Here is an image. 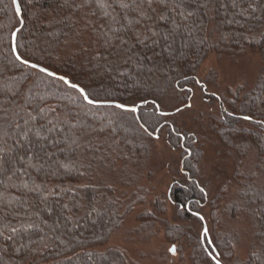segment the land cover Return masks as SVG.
<instances>
[{
    "label": "trees",
    "instance_id": "16d2710c",
    "mask_svg": "<svg viewBox=\"0 0 264 264\" xmlns=\"http://www.w3.org/2000/svg\"><path fill=\"white\" fill-rule=\"evenodd\" d=\"M18 1L21 60L11 43L20 17L13 0H0V264H128L122 249H98L134 204L102 182V172L146 157L163 132L181 151L180 178L168 193L179 214L203 223L208 205L218 260L264 264V65L242 94L208 95L218 107L212 130L236 157L234 174L213 193L201 178L197 136L172 119L190 109L196 87L206 88L198 70L211 52H256L264 61V0ZM22 60L68 78L93 100L142 104L137 112L89 104ZM222 215L246 223L245 258L236 249L243 229L220 230ZM184 234L179 228L172 240ZM197 243L195 263L215 264L207 239Z\"/></svg>",
    "mask_w": 264,
    "mask_h": 264
},
{
    "label": "rangeland",
    "instance_id": "374dc122",
    "mask_svg": "<svg viewBox=\"0 0 264 264\" xmlns=\"http://www.w3.org/2000/svg\"><path fill=\"white\" fill-rule=\"evenodd\" d=\"M263 65L264 61L256 52L239 56L211 52L198 70L200 82L206 88L201 90L196 87L188 101L190 109L181 111L172 118L180 129L197 136L195 145L201 151L198 160L203 174L201 178L208 181L212 193L221 187L219 179L234 174L235 170L231 167L236 157L229 153L212 130V116L218 114V107L217 102L208 95L211 93L213 96L226 97L227 91L237 92L238 89L239 94H242L256 83ZM164 135V132L160 136L155 134L146 157L138 156L135 161L117 162L115 169L102 172V182L115 184L118 197L126 204L130 201L134 204L125 215L121 227L110 236L107 244L98 249L118 247L127 255L128 264H196L195 247L198 240H202L203 223L195 217H182L178 208L168 199L172 182L180 178L182 158L181 151L169 146ZM254 156L253 154L246 162L243 161V171L253 167ZM222 162L228 165L225 166ZM94 180L92 181L95 182ZM156 202L162 203L160 209L156 207ZM202 210L201 215L210 234V207L204 206ZM222 216L220 230L234 226H241L243 229L236 249L238 257L245 258L248 238L246 223L238 221L240 224H237L232 217ZM179 228L181 231L184 229L185 234L180 241L174 242L171 234H175ZM173 246L174 253L169 251ZM200 264L211 263L206 260Z\"/></svg>",
    "mask_w": 264,
    "mask_h": 264
},
{
    "label": "water",
    "instance_id": "95a60500",
    "mask_svg": "<svg viewBox=\"0 0 264 264\" xmlns=\"http://www.w3.org/2000/svg\"><path fill=\"white\" fill-rule=\"evenodd\" d=\"M14 7H15V10H16V13L18 14V16L20 17V25L18 26V27H16L15 28V30L12 32V36H11V43H12V50H13V52H14V54H15V56L17 57V56H19L18 55V53H17V49H16V37H17V33H18V31H19V29H20V27H21V25H22V23H23V20H22V17H21V7H20V4H19V1L17 0V2L14 4ZM17 8L19 9V11H17ZM13 33H15V35H13ZM21 60V59H20ZM31 64H35V63H31V62H29V64L28 65H31ZM36 65H38V64H36ZM39 68H45V67H43V66H41V65H38V67L36 68V69H38L39 70ZM45 69H47V68H45ZM44 73H46V74H48V75H50L49 73H51V76H54V77H58V78H60V77H64V76H60V75H57L56 73H54L53 71H51V70H49V69H47V72H44ZM67 81H68V85L69 86H71L73 83H71L69 80H68V78H66V77H64ZM63 81H65L64 79H62ZM75 85H77V84H75ZM79 86V85H78ZM79 88H82V87H80L79 86ZM77 90H78V88H76ZM79 91V90H78ZM80 92V91H79ZM85 92V91H84ZM81 93V92H80ZM82 96L84 97V95L82 94ZM91 99V98H90ZM86 101V100H85ZM96 101V100H95ZM87 102V101H86ZM92 104H94V105H114V106H116L117 104H123V103H120V102H117V101H97L96 103H92ZM142 104V102H140V103H138V104H136V105H127V104H123V105H125L126 106V109H135V112H137V110H138V106L139 105H141ZM188 105H189V103H188ZM121 109H124V110H126L125 108H121ZM160 113H167V112H161L160 111ZM201 218H202V216H200ZM202 220H203V229H202V236H201V238H202V241H204V239L206 238L207 239V241H208V243L211 245V247H212V250H213V252H210V251H208V249H207V251H208V254H209V256L211 257V259L213 260V262L216 264V261H219V264H222L221 262H220V260H218V253H217V251L215 250V248L212 246V242H211V239H210V236H209V233H208V227H207V224H206V222L204 221V219L202 218ZM205 230H207L206 231V234H205ZM172 252V251H171Z\"/></svg>",
    "mask_w": 264,
    "mask_h": 264
},
{
    "label": "snow or ice",
    "instance_id": "6c2138e0",
    "mask_svg": "<svg viewBox=\"0 0 264 264\" xmlns=\"http://www.w3.org/2000/svg\"><path fill=\"white\" fill-rule=\"evenodd\" d=\"M16 2H17V0H13V3H14V4H15ZM149 3H151V0H149ZM121 6L123 7L124 5H121ZM17 11H19L18 8H17ZM13 35H15V33H13ZM17 59L19 60V59H21V57L17 56ZM21 62L24 63V64H29V61H27V60H22ZM30 66L33 67V68H37V67H38V65H36V64H31ZM39 70L42 71V72H47V69H45V68H39ZM49 74L51 75V73H49ZM60 79H64L65 82L68 83V81H67L64 77H60ZM71 87H73V88H78V90L81 92V94L84 95V99H85L89 104H92V103H96V102H97V101H95V100H93V99H90V98L88 97V95L84 92V89L79 88L78 85L72 84ZM116 106L119 107V108H125V109H126V106L123 105V104H117ZM126 110L135 111L134 108H133V109H126ZM177 110L179 111V109H177ZM165 114H166V113H161V115H165ZM244 119H251V117H247V116H246V117H244ZM195 215H199V214L196 213ZM27 227L31 228V227H33V225L29 224V225H27ZM12 231L15 232L16 229L13 228ZM206 231H207V230H205V234H206ZM169 251H172V252L174 253V252H175V246H173L171 249H169ZM216 264H219V261H216Z\"/></svg>",
    "mask_w": 264,
    "mask_h": 264
}]
</instances>
